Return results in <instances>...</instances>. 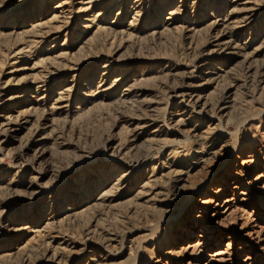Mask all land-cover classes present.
<instances>
[{"label": "rangeland", "instance_id": "rangeland-1", "mask_svg": "<svg viewBox=\"0 0 264 264\" xmlns=\"http://www.w3.org/2000/svg\"><path fill=\"white\" fill-rule=\"evenodd\" d=\"M258 1L261 18L234 44L247 51L211 54L210 23L229 16L227 0H146L141 9L135 0H0V115L21 125L8 145L0 140V264H204L217 252L226 264H264ZM60 6L68 17L52 25ZM39 23L51 31L44 39L34 37ZM105 66L106 87L116 74L124 79L110 91L99 87ZM46 80V93L20 92L24 82ZM66 87L73 89L59 109ZM179 90L207 101L208 116L219 119L215 130L201 115L176 124ZM45 110L53 111L51 127L35 134ZM143 120L150 125L141 129ZM221 130L228 134L216 154L202 159ZM123 175L126 189L115 190ZM258 177L260 191L252 183ZM226 196L233 212L202 230ZM190 219L201 224L188 236Z\"/></svg>", "mask_w": 264, "mask_h": 264}, {"label": "bare ground", "instance_id": "bare-ground-1", "mask_svg": "<svg viewBox=\"0 0 264 264\" xmlns=\"http://www.w3.org/2000/svg\"><path fill=\"white\" fill-rule=\"evenodd\" d=\"M227 1L233 7V8H231L232 10H231V13L229 14V16L224 20L216 18L215 21H212L210 23V26H211L210 30L212 32V36H210V37H211L212 41L208 45V47H213L215 49L213 51H210L211 54L215 53V52L217 53V51H219L218 52L219 54H222V53L227 52L230 49H236V50H238V52L247 51L248 47L246 44H245L246 46H241V45H235L234 46V44L237 41H239L246 34V31L249 27H251L253 24H255L261 18V15L263 13V6H262L263 3L258 1V0H227ZM145 5H146V0H135V8L136 9H141ZM58 9H60V10H57L55 12V14L51 20V24L56 25V26H57V24H63L64 20L68 17V14L65 11V9H63V6H60V8H58ZM175 13H176V11L169 13V15L171 17L168 19V21H172V23L170 22L169 26L173 25V23H175V21H176L175 17H174ZM103 15L104 14H97V17H101ZM59 26H61V25H59ZM166 26H168V25H166ZM37 27L39 28V30H38V33L34 36L35 38L44 39V36L46 34H48L49 32H51V31L46 32L48 27H46L45 24L39 23L37 25ZM205 65L206 64L204 63V66ZM111 73H112L111 66H105V70L102 73L101 79L99 81V83H100L99 87L100 88L102 87L103 91H110V88H112L115 85V83H120V82L124 81L123 75L116 74L115 80H114L112 86L106 87V85L109 82V79L111 77ZM49 75H52V72L49 73ZM46 79H48V78H46ZM21 85L22 86H20V88L19 87L18 88L20 89V92L23 94L29 93L30 91L34 90V88L37 92L46 93L48 91L47 80L42 81L40 83L27 81V82L22 83ZM9 89L10 88L5 90L4 92H8L11 90V89L10 90ZM72 89H73V87H66L64 89L63 94H60V96L56 100L57 105H59V109L64 108V106L62 104L64 102H67V99L69 98V95L71 94ZM174 89H176V88H174ZM130 91L131 90H128L129 93H131ZM129 96H130V94H128L127 97H124V96L119 97L118 102H121V103L126 102L127 98ZM27 97H28V95H24L21 99L25 100ZM13 99L14 98H9L7 100L1 99V104L5 105L7 101H10ZM173 99L179 100V104H178V107L176 109H178L177 113L181 117V120L176 121L177 125H185V122L190 121L191 119H193L194 116H200L201 115L204 117H209L208 116L209 105H208V103H206L207 101H204L203 97L197 95L195 92H193L191 90H184V91L179 90L178 92L174 93ZM26 102L30 103V101H28V100ZM227 109L228 108H222L221 112H225ZM30 110H32V109H30ZM58 110H56V111H58ZM52 112L53 111L49 112L48 110L42 111V114L38 120V126L36 128L35 134H40L42 131H45L46 129L51 127V124L53 122ZM211 116H212V114H211ZM22 120L25 123L29 122V120L27 118H22ZM217 121L219 122V119H217L216 116L213 115L212 117H209L210 127H214V129H212V130H215V126H216ZM18 123L19 122L13 121L11 119V116H9L8 114L0 115V140H2L1 145H8V143L10 141V137L13 136V133H15L17 131V127L21 126ZM149 125H150L149 122H146L145 120H143L140 127H141V129H144L145 127H147ZM221 131H220L221 134H219V136L216 140L210 139L209 143L212 145L207 146L206 149L204 148V150L202 152V156H201L202 159L208 160L211 156L216 154V152L214 151L215 146L217 144L216 141L217 142L220 141L221 139L226 137L228 134L224 130H221ZM45 140H46V137L42 136L40 139H38L37 142H35L36 146L39 147L37 150H40V148H41V146H43ZM31 148H32V145H27L24 147L23 150H29ZM34 157L35 158H33V159L36 160L38 158L40 160L43 157V155H40V156L36 155ZM254 157H255L254 154L246 156V161H244L245 164L254 163V160H253ZM52 172L51 173L48 172V174L51 175V174H53ZM3 173H4V170L0 171V174H3ZM46 175H47V172L45 171L44 174H40V177H38V180L39 181L43 180ZM182 175H184V174L176 173L177 177H181ZM126 179H127V175H123L120 179H118L113 184V188L115 190L126 189V187H125L126 182H127ZM260 179H261V177H258L257 179H255L252 182L253 185L255 187H257L256 188L257 191H260L262 189V188L258 187V185L260 183L259 182ZM237 183L238 182L235 181V184H237ZM233 210H234V199L232 196H226L224 198V200H222L220 203H218L216 205V207L214 208L213 214L210 217L211 222H210L209 226H207V227L204 226L202 230L212 231V225H216V224L218 225V224L222 223L224 218L229 216L233 212ZM67 212H69V214H74L73 208H68ZM52 219H53V217L50 218L49 220H52ZM200 224H201L200 221H194V220L190 219L188 226L186 227L187 228L186 231H184L182 233L184 235L190 236L192 234V230H193L192 227H195V228L199 227ZM251 234H252V232H248L246 235L248 237H251ZM200 245L201 244H198L196 246H198V248H199ZM196 246H194L195 249H196ZM245 246H247V245H245ZM101 247H103V245H101ZM195 251H200V250L196 249ZM199 254H202V256H203V255H205V251L202 249L199 252ZM225 255H226L225 252H217V253L213 254L211 259L208 260L204 264H213V262H219V263L226 264V260L224 258H222Z\"/></svg>", "mask_w": 264, "mask_h": 264}]
</instances>
